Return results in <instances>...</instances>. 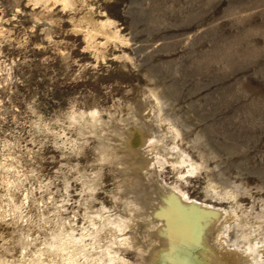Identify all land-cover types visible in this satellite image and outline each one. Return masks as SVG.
I'll return each instance as SVG.
<instances>
[{
  "label": "rangeland",
  "instance_id": "rangeland-1",
  "mask_svg": "<svg viewBox=\"0 0 264 264\" xmlns=\"http://www.w3.org/2000/svg\"><path fill=\"white\" fill-rule=\"evenodd\" d=\"M264 264V0H0V264Z\"/></svg>",
  "mask_w": 264,
  "mask_h": 264
},
{
  "label": "bare ground",
  "instance_id": "bare-ground-1",
  "mask_svg": "<svg viewBox=\"0 0 264 264\" xmlns=\"http://www.w3.org/2000/svg\"><path fill=\"white\" fill-rule=\"evenodd\" d=\"M116 264H122V263L119 261V262H116Z\"/></svg>",
  "mask_w": 264,
  "mask_h": 264
}]
</instances>
